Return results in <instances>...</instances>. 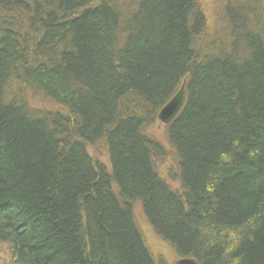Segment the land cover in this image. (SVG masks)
Instances as JSON below:
<instances>
[{
	"label": "trees",
	"instance_id": "obj_1",
	"mask_svg": "<svg viewBox=\"0 0 264 264\" xmlns=\"http://www.w3.org/2000/svg\"><path fill=\"white\" fill-rule=\"evenodd\" d=\"M216 2L0 0L3 264H169L135 210L176 259L264 264V0Z\"/></svg>",
	"mask_w": 264,
	"mask_h": 264
},
{
	"label": "rangeland",
	"instance_id": "obj_2",
	"mask_svg": "<svg viewBox=\"0 0 264 264\" xmlns=\"http://www.w3.org/2000/svg\"><path fill=\"white\" fill-rule=\"evenodd\" d=\"M200 3H202V8L205 10V12L208 14L211 11V8L218 7V4L216 0H200ZM31 96V97H30ZM26 97L28 98L29 105L32 108H41L44 110L51 109V105L47 103V101H44V99H41V97L37 96L36 94L30 93L26 94ZM161 125L158 121L157 124L153 127L155 134L158 136ZM89 152L95 157L104 163H107L106 161V154L105 151H103L100 148H95L89 150ZM134 216L136 219L137 226L140 228L143 238L145 240V244L147 249H149V252L151 255L155 256V258H161L163 260H166L169 264H175V261L177 260L174 258V255L170 248L167 247V245L160 241L153 233L151 228L146 224L144 221L143 216H141L140 212L138 210H135ZM6 255L0 252V264H3V261L5 260Z\"/></svg>",
	"mask_w": 264,
	"mask_h": 264
},
{
	"label": "water",
	"instance_id": "obj_3",
	"mask_svg": "<svg viewBox=\"0 0 264 264\" xmlns=\"http://www.w3.org/2000/svg\"><path fill=\"white\" fill-rule=\"evenodd\" d=\"M184 84L185 81L178 87L176 93L165 103V105L157 112V121L166 125L171 121L179 112L183 105L184 98ZM175 264H198L191 258H179L175 261Z\"/></svg>",
	"mask_w": 264,
	"mask_h": 264
}]
</instances>
